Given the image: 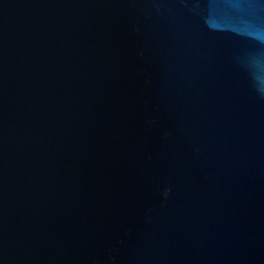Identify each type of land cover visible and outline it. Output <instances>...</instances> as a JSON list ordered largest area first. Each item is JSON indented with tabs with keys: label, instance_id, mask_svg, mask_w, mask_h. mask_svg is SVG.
<instances>
[{
	"label": "water",
	"instance_id": "obj_1",
	"mask_svg": "<svg viewBox=\"0 0 264 264\" xmlns=\"http://www.w3.org/2000/svg\"><path fill=\"white\" fill-rule=\"evenodd\" d=\"M0 264H264V0H0Z\"/></svg>",
	"mask_w": 264,
	"mask_h": 264
}]
</instances>
